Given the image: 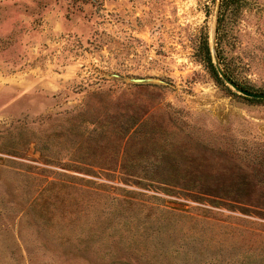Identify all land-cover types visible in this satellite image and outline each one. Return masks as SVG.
I'll return each instance as SVG.
<instances>
[{
    "label": "rangeland",
    "instance_id": "obj_1",
    "mask_svg": "<svg viewBox=\"0 0 264 264\" xmlns=\"http://www.w3.org/2000/svg\"><path fill=\"white\" fill-rule=\"evenodd\" d=\"M221 3L0 0V264H264V98L217 69L264 93V0Z\"/></svg>",
    "mask_w": 264,
    "mask_h": 264
},
{
    "label": "trees",
    "instance_id": "obj_2",
    "mask_svg": "<svg viewBox=\"0 0 264 264\" xmlns=\"http://www.w3.org/2000/svg\"><path fill=\"white\" fill-rule=\"evenodd\" d=\"M224 3L228 6V5H231L232 7H231V11L233 12L234 11V6L237 4V0H222V3H221V8L224 6ZM220 15H221V10H220ZM222 15L220 16V18H219V25H218V39H219V37H220V25H221V23H222ZM223 27H225V29L223 28V31L225 32V33H228L229 31H230V26H228V22L226 21L224 24H223ZM225 33H223V34H225ZM223 35H221V37H222ZM221 50H224V48H222L221 47ZM207 58H208V63L210 64V66L212 67V69L216 72V74L218 75V73H217V70L215 69V66L213 65V62H212V59H211V57H210V54H209V49H208V47H207ZM221 58H222V54H221ZM224 69H225V72L227 73V74H229V76H231V77H235L234 76V70L232 69V68H230V66H228V65H226V63L224 64ZM218 77H219V75H218Z\"/></svg>",
    "mask_w": 264,
    "mask_h": 264
},
{
    "label": "water",
    "instance_id": "obj_3",
    "mask_svg": "<svg viewBox=\"0 0 264 264\" xmlns=\"http://www.w3.org/2000/svg\"><path fill=\"white\" fill-rule=\"evenodd\" d=\"M218 72L221 76H223L237 91H239L240 93H242L245 96L248 97H255V98H264V93H260V92H254V91H250L248 89H245L241 86H239L226 72L225 70L220 67L219 65L217 66Z\"/></svg>",
    "mask_w": 264,
    "mask_h": 264
}]
</instances>
